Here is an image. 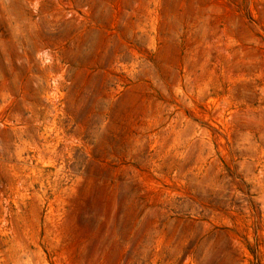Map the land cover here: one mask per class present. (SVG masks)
<instances>
[{"label": "rangeland", "instance_id": "rangeland-1", "mask_svg": "<svg viewBox=\"0 0 264 264\" xmlns=\"http://www.w3.org/2000/svg\"><path fill=\"white\" fill-rule=\"evenodd\" d=\"M0 264H264V0H0Z\"/></svg>", "mask_w": 264, "mask_h": 264}]
</instances>
